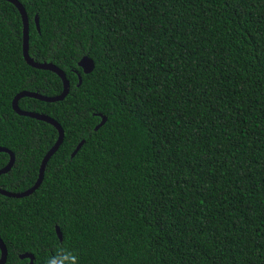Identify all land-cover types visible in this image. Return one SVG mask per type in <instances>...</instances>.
Masks as SVG:
<instances>
[{
  "label": "trees",
  "instance_id": "16d2710c",
  "mask_svg": "<svg viewBox=\"0 0 264 264\" xmlns=\"http://www.w3.org/2000/svg\"><path fill=\"white\" fill-rule=\"evenodd\" d=\"M18 1L30 57L61 69L69 92L18 100L64 137L32 194L0 195L4 264L62 249L79 264H264V0ZM22 30L0 0V147L15 156L0 188L15 193L58 131L12 101L63 90L27 65Z\"/></svg>",
  "mask_w": 264,
  "mask_h": 264
},
{
  "label": "water",
  "instance_id": "95a60500",
  "mask_svg": "<svg viewBox=\"0 0 264 264\" xmlns=\"http://www.w3.org/2000/svg\"><path fill=\"white\" fill-rule=\"evenodd\" d=\"M3 1H7V2L13 4L20 13V16L22 19V24H23L22 54H23V58H24L25 62L27 63V65H29L35 69H41V70L53 72L62 80V83H63L62 92L55 97H47V96H43V95L36 93V92L23 91V92L18 93L12 101V108L19 116L30 117V118H33V119H36L39 121L46 122V123L54 126L58 131V138H57L56 142L54 143V145L44 155V157L41 161L40 167H39L38 177H37V179H36V181L32 187H30L26 191L19 192V193L6 191V190H3L0 188V195L10 197V198H22V197H25V196L32 194L40 186V184L43 180V177H44L46 165H47L49 159L51 158V156L60 147V145L63 141L64 132H63L61 126L54 119H52L46 115H43V114L20 110V108L18 107V100L23 98V97H29V98H34V99L44 101V102H50V103L61 101L66 97V95L69 92V81L67 80L65 73L61 69H59L57 66H55L54 64L48 63V62L38 63V62H35L34 59L30 57V55H29V26H28V18H27L25 9L21 5V3H19L18 0H3ZM35 24H36V28L39 30V24H38L37 18H35ZM78 66L82 69L84 74H88L93 70L94 63L90 58L83 57L78 62ZM78 79H79V84H80L81 83L80 75H78ZM106 120H107L106 116H101V121L98 125H96L94 130H98L101 126H103L104 123L106 122ZM83 143H84V140H82L77 145V147L75 148V150L71 154V157L75 156V154L81 148ZM0 152L7 153L9 155L8 163L0 169V175H1V174H5L11 170V168L14 164V161H15V156L11 151H9L8 149H6L4 147H0ZM55 231H56V234L58 236V239L61 241L62 240V234H61L59 227L56 226ZM0 253H1L0 254V264H4L6 262V258H7V249H6V246L1 239H0ZM19 258L20 259H28L29 260L28 264H33L34 256L31 253L26 252V253L20 254Z\"/></svg>",
  "mask_w": 264,
  "mask_h": 264
},
{
  "label": "clouds",
  "instance_id": "9594fccd",
  "mask_svg": "<svg viewBox=\"0 0 264 264\" xmlns=\"http://www.w3.org/2000/svg\"><path fill=\"white\" fill-rule=\"evenodd\" d=\"M47 264H79V257L69 249H62L56 256L48 257Z\"/></svg>",
  "mask_w": 264,
  "mask_h": 264
}]
</instances>
